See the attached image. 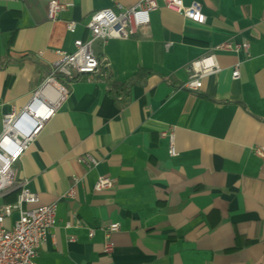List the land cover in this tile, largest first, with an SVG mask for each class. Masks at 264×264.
<instances>
[{
	"label": "crops",
	"instance_id": "obj_1",
	"mask_svg": "<svg viewBox=\"0 0 264 264\" xmlns=\"http://www.w3.org/2000/svg\"><path fill=\"white\" fill-rule=\"evenodd\" d=\"M49 1L0 0V128L40 89L54 51L88 39L92 13L140 0H58L72 6L55 21ZM155 1L146 35L95 44L108 66L67 86L14 166L13 191L56 204L34 264H264V0H183L202 24ZM242 42L248 53L215 49ZM207 55L219 71L187 90L189 65ZM103 176L115 187L94 191Z\"/></svg>",
	"mask_w": 264,
	"mask_h": 264
},
{
	"label": "built area",
	"instance_id": "obj_2",
	"mask_svg": "<svg viewBox=\"0 0 264 264\" xmlns=\"http://www.w3.org/2000/svg\"><path fill=\"white\" fill-rule=\"evenodd\" d=\"M164 7L174 11L186 19L197 23H204L205 17L200 13L197 5L186 7L183 0H160ZM72 5L51 0L47 5V18L55 21L61 14ZM158 8L155 0H140L136 5L125 8L116 3L111 8L101 9L92 13L85 29L89 33L86 40H76L75 50L71 53L55 50L57 61L52 65V70L38 89L28 105L19 112H10L3 116L0 128V167L6 164V171L0 173V180L5 178V184L0 187V199L2 196L13 191L14 188V166L20 161L30 144L40 135L45 125L54 117L59 105L68 95V87L71 83L82 76H96L99 74L103 64L95 53V44H105L109 40H126L131 35L144 36L148 33L151 12ZM66 29L70 33L76 30V23H66ZM249 44L242 42L231 45L225 43L216 47V50H226L248 53ZM193 73L189 81L184 85L189 91L197 92L202 85V79L208 75L215 74L219 67L213 55H207L192 62L189 65ZM239 77V67L235 66L232 78ZM48 91V93H47ZM43 94H48L47 96ZM43 95V96H42ZM56 104L49 105L48 98H55ZM54 96V97H53ZM43 112L38 116L32 107ZM162 137L169 138V155L176 156L173 143V133L163 132ZM262 156L260 150L256 151ZM80 161L87 169L98 165V162L90 155L80 157ZM114 182L108 177H99L93 189L96 192L114 188ZM13 203L0 202V264H34L37 250L45 241L49 231L54 227L56 204L39 205L36 194L28 189L21 188ZM68 197L74 196V190L70 189ZM10 219L11 225L6 228V221ZM117 224L110 225L105 231L106 243L104 252L112 251L109 242L111 233L118 231ZM89 238L93 237V231H89Z\"/></svg>",
	"mask_w": 264,
	"mask_h": 264
},
{
	"label": "bare ground",
	"instance_id": "obj_3",
	"mask_svg": "<svg viewBox=\"0 0 264 264\" xmlns=\"http://www.w3.org/2000/svg\"><path fill=\"white\" fill-rule=\"evenodd\" d=\"M47 93H48V91H47ZM43 95L47 96L48 94H43ZM47 98H48L47 103L49 105L56 104L57 96H55L54 99L53 98H50V97H47ZM32 110L33 111H36V113H37L38 116H42L43 115V112H41V110L37 111L36 105L32 107ZM5 171H6V164L5 163H2V166L0 167V173H4ZM4 184H5V178L2 177V179L0 180V187L3 186Z\"/></svg>",
	"mask_w": 264,
	"mask_h": 264
},
{
	"label": "trees",
	"instance_id": "obj_4",
	"mask_svg": "<svg viewBox=\"0 0 264 264\" xmlns=\"http://www.w3.org/2000/svg\"><path fill=\"white\" fill-rule=\"evenodd\" d=\"M19 192H20L19 190H14V191L7 193L6 195L1 197L0 202H2V203H13V202H15Z\"/></svg>",
	"mask_w": 264,
	"mask_h": 264
},
{
	"label": "rangeland",
	"instance_id": "obj_5",
	"mask_svg": "<svg viewBox=\"0 0 264 264\" xmlns=\"http://www.w3.org/2000/svg\"><path fill=\"white\" fill-rule=\"evenodd\" d=\"M6 228H8V227H10V225H11V221H10V219H7V221H6Z\"/></svg>",
	"mask_w": 264,
	"mask_h": 264
}]
</instances>
